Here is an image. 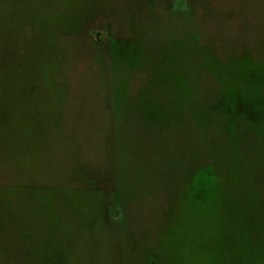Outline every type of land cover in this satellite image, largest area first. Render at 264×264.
Segmentation results:
<instances>
[{
    "label": "rangeland",
    "instance_id": "rangeland-1",
    "mask_svg": "<svg viewBox=\"0 0 264 264\" xmlns=\"http://www.w3.org/2000/svg\"><path fill=\"white\" fill-rule=\"evenodd\" d=\"M0 264H264V0H0Z\"/></svg>",
    "mask_w": 264,
    "mask_h": 264
}]
</instances>
